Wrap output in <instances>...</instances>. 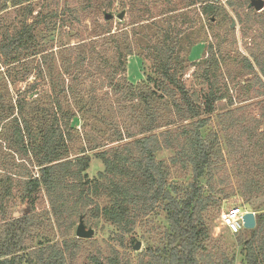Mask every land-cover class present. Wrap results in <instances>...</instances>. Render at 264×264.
<instances>
[{
    "label": "trees",
    "instance_id": "1",
    "mask_svg": "<svg viewBox=\"0 0 264 264\" xmlns=\"http://www.w3.org/2000/svg\"><path fill=\"white\" fill-rule=\"evenodd\" d=\"M71 1L72 5L66 3L59 13L57 0H0V13L23 14L19 27L11 24L0 35V226L4 228L0 264H67L68 260L72 264L75 255L70 250L78 248L82 239L69 236L80 216L89 213L128 235L156 210L168 223L164 244L137 264H233L234 255L223 251L211 236L204 213L218 205L217 201L234 196V191L216 177V166L222 160L220 136L223 143L237 142L233 146L241 147L244 121L234 115L237 109H228L217 116V128H211L216 103L225 101L229 107L234 103L211 81L219 60L210 45L207 56L191 65L200 67L198 78L207 86L201 96L182 82L187 60L178 56L183 50L179 41L184 31L192 29L197 20L189 13L197 10L213 22L226 18L223 9L214 0H181V8L173 0H165L167 8L154 17L149 9H136L137 0H130L131 21L113 35L110 20L105 19L111 4ZM40 2L42 7L35 11V3ZM247 8L245 24H264V10L256 15L249 2ZM81 12L102 13L105 23L98 26L97 40L61 44L56 52L38 42V35L56 30L58 20L61 28L67 27V22L81 23ZM66 14L69 19L64 18ZM259 38L264 43V27ZM195 44L190 43L188 49ZM102 46L114 49L113 62L102 53ZM257 52L249 49V56L264 79V53ZM137 53L143 62L148 59L152 63L155 77L147 79L152 87L126 81L127 59ZM30 60L38 61L34 69L39 81L35 79V83L27 82L34 72L31 65H24ZM241 62L252 74L253 63L242 56ZM101 76L109 82L105 97L117 103L113 112L103 113L93 106L95 88L89 89L88 98L82 92L86 80L99 81ZM261 77L257 82L263 85ZM24 82L29 83L27 88L12 94L11 87ZM126 113L132 125L114 123ZM87 114H93L103 126L94 128L96 135L84 133L81 139L72 122L79 116L85 120ZM176 124L177 128L168 129ZM161 128L165 130L158 132ZM258 136L254 148L259 150L260 160L254 164V172L240 174L236 167L244 204L264 195V133ZM80 139L83 145L76 149ZM162 150H174L169 162L180 164L185 176H191L187 183L172 181L169 165L157 159ZM90 152H96L95 157L103 164V171L94 180L86 175ZM43 195L62 241L51 244L46 240L30 246V237L48 222L34 213ZM101 199L103 206L98 203ZM22 207L32 210L15 217V210ZM255 222L254 229L245 230L249 238L242 241L245 264H264V211L255 214ZM92 263L121 261L112 249L105 262L93 259Z\"/></svg>",
    "mask_w": 264,
    "mask_h": 264
},
{
    "label": "rangeland",
    "instance_id": "2",
    "mask_svg": "<svg viewBox=\"0 0 264 264\" xmlns=\"http://www.w3.org/2000/svg\"><path fill=\"white\" fill-rule=\"evenodd\" d=\"M99 1H102L104 4L112 5L110 10L105 11V13H109V15L113 16L112 19H109L110 23L108 26L111 29V34L115 35L119 33L124 25L127 24L128 21H131V15L129 14L130 0ZM154 1L155 0H144V2H141L140 0H137L135 1V8L143 11L149 9L151 16H158L161 11H165L167 5L165 0L158 1L156 5ZM214 1L223 9L224 13L222 14H226V18L210 22L207 18L201 16L197 10L190 12L189 16L195 17L197 20L192 29L184 31L185 34L179 41L183 50L179 52L178 56L181 59L184 58L187 60V70L182 76V82L187 89L190 91H196L197 94L201 96L207 91V86L198 78V75L201 74V72L198 71L200 70V67L191 65L199 63L207 56V53L210 51V45L213 52L216 53V58L219 60V66L215 68L214 78H212L211 81L215 82L216 87L220 88L227 97H232L234 103L232 107H229L225 101L216 103L215 112L211 116V128H217V116L220 113L222 115V113L228 109H237L234 115L241 117L244 121L242 124V134L239 139L241 147L236 148L233 146L238 145L237 142L223 143L224 139L220 136L222 160L220 162L218 160L219 163L216 167L219 171L217 172L216 177L224 182V186L234 191V196L217 201L218 205H212L204 213V222L208 226L211 236L219 242L223 251L228 252L230 256L234 255L235 259L233 264H245L244 256L242 255V241L247 240L249 234L245 229L240 234H230L227 229L222 226V217L229 208L236 210L241 207L245 213L252 212L254 214L264 211V195L244 204V200L241 197L239 190L240 180L235 173L236 167L240 168V174H245L248 170L249 172H254L256 169L254 164L260 160L259 150L254 148V143L259 137L258 135L264 133V118L262 117V113L264 112V79L260 75L259 67L256 66L255 61L249 56V49H257L259 55L260 53H264V43H260L259 38V35L263 31L264 24L253 23V21H251L252 23L245 24L246 13L248 12L247 3L249 0ZM57 2L59 13L66 6V3L70 6L72 5L71 0H57ZM180 2L181 0H173L174 5H177L179 8L182 7ZM230 2L232 3V6L229 4ZM42 5V2L35 3L34 10L38 11ZM251 11L256 15L263 13L262 11H254V9ZM121 12L124 13L123 19L118 20L117 15ZM22 15L21 11L19 13H16L15 11L1 12L0 35L4 29L11 24L15 27H19ZM136 15L137 13H134V16ZM69 16L66 14L64 18L69 19ZM80 17L81 23L75 24L74 22H67L68 26H63L62 28V22L58 20L56 30L52 33L38 35V42L44 47V49L56 52L61 44L72 46L79 43L89 42L90 40H97L98 37L94 36L98 34V26L100 23H105L102 13L97 12L92 15L88 12H86V14L81 12ZM29 21H31V18H29ZM10 27L11 26L8 28ZM190 43L196 44L189 50L188 46ZM100 48L105 57L110 62H113L114 49L111 46H102ZM138 55L139 54L137 53V55H133L127 59L125 74L126 81L133 86H136L137 84H146L152 87L150 81H147L148 78L153 79L155 77L153 74L152 63L148 59L143 62V57ZM241 56L247 57L253 63L254 69L252 74H248L244 64L241 62ZM37 62L38 61L30 60L27 63H24V65H31L34 69ZM58 65L59 61L56 59V71L59 69ZM1 69L2 72L6 71V68ZM36 76L38 75L37 69L35 68L27 82L35 83V79H37ZM114 76L118 78L116 75ZM257 77H261L263 85L257 82ZM100 78L99 81H96L94 78H91L88 81L86 80L82 84V92L85 94V98H88L89 89L91 87L95 88L96 103L93 106L102 109L103 113L108 112L109 110L113 112V107L117 105L115 99L105 97V94L107 93L105 85L109 82L105 80V76H101ZM37 81L39 80L37 79ZM27 82L20 83L16 87H11L12 94L16 95L18 91L25 90L29 84ZM102 84L104 87H102ZM38 88L41 92L42 86L40 84ZM86 117L87 118L83 120V118L79 116V119L72 122V125L77 130L81 139L83 138L84 133L88 136L96 135L94 128H101L103 126L95 120L93 114H87ZM114 123H119L120 126L128 127L132 125V119L129 118L127 113L123 115L121 114L120 118L115 120ZM178 125L179 124H176L168 129H175ZM163 130H165V128H161L157 131L160 132ZM250 131H252L251 136L249 134L247 135ZM81 139L77 142L76 149L83 145ZM112 146L113 145L107 146L103 150H107ZM99 151L101 150H98V152ZM95 153L96 152L89 153L90 164L86 171L89 180L96 179L98 173L103 171V164L95 157ZM174 154V150H162L158 153L157 159L163 160L169 165L172 181L187 183L191 176L189 174L185 176V170L181 168L180 164L173 165L169 162ZM250 156H252V159L249 160ZM34 173L36 174V170ZM202 184H205V182L203 181ZM262 185L264 186V182ZM98 203L100 206H103L104 200L101 199ZM31 210L32 208L30 207H22L16 209L15 212L18 216L23 213H29ZM34 213L37 217H43L45 220L48 219V222L43 228L34 232L30 237L31 239H29V245L37 246L38 243L46 240L50 241L51 244L55 242L61 243V232L55 227L50 214L49 203L45 195L41 197L40 201L35 206ZM84 223L87 227H91L94 230V235L90 240L82 239V241L77 244L78 248L70 250L75 255L72 264H93V259H100V261L105 262L111 255L112 249H115L119 254L121 264H137L141 257L148 259L151 252H155L157 248H162L165 231L168 228V223L164 220V214L159 210H156L154 214H150L146 219L137 223L132 233L128 235L121 234L117 231L116 227L110 225L104 219H96L89 213L84 215ZM77 225L78 219L69 238H76L75 229ZM3 229L4 228L0 226V237L3 234ZM136 243H140L139 250L133 249ZM208 246L210 247L211 244L209 243ZM67 264H70L69 260L67 261Z\"/></svg>",
    "mask_w": 264,
    "mask_h": 264
},
{
    "label": "water",
    "instance_id": "3",
    "mask_svg": "<svg viewBox=\"0 0 264 264\" xmlns=\"http://www.w3.org/2000/svg\"><path fill=\"white\" fill-rule=\"evenodd\" d=\"M249 6L254 9V11L260 12L264 9V1L263 0H250ZM124 16V13L121 12L117 15L118 20H122ZM112 15H106L105 19L109 20L112 19ZM17 215L15 214V217ZM243 227L245 230H252L255 228L256 222H255V214L252 212H246L243 217ZM94 230L91 227H87L84 223V217L80 216L78 219V225L75 229V237L77 239H84V240H90L93 238ZM134 250L140 249V243H136V245L133 248Z\"/></svg>",
    "mask_w": 264,
    "mask_h": 264
},
{
    "label": "built area",
    "instance_id": "4",
    "mask_svg": "<svg viewBox=\"0 0 264 264\" xmlns=\"http://www.w3.org/2000/svg\"><path fill=\"white\" fill-rule=\"evenodd\" d=\"M244 214L245 211L242 209H227L222 217V226L232 235L240 234L244 230L242 221Z\"/></svg>",
    "mask_w": 264,
    "mask_h": 264
},
{
    "label": "flooded vegetation",
    "instance_id": "5",
    "mask_svg": "<svg viewBox=\"0 0 264 264\" xmlns=\"http://www.w3.org/2000/svg\"><path fill=\"white\" fill-rule=\"evenodd\" d=\"M249 2H250V0H249Z\"/></svg>",
    "mask_w": 264,
    "mask_h": 264
}]
</instances>
